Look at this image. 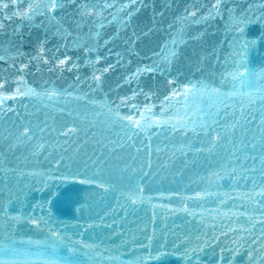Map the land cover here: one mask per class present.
I'll return each mask as SVG.
<instances>
[{"label": "water", "instance_id": "95a60500", "mask_svg": "<svg viewBox=\"0 0 264 264\" xmlns=\"http://www.w3.org/2000/svg\"><path fill=\"white\" fill-rule=\"evenodd\" d=\"M5 2L8 8L0 9V23L4 25L0 28V55L6 50L8 56L0 61V81H7L5 90L14 92L16 87L27 85L39 92L55 90L60 95L51 100L18 97L7 102L14 111L0 114V169L15 170L0 171V204L9 213L7 219H0V242L10 244L15 240V246L22 247L20 241L44 239L45 231L36 229L27 221L14 223L10 217L23 214L47 218L50 210L51 222L58 228L75 240L82 239L97 246L95 249L81 247L74 255L61 248V255H71L81 264H92L84 253L95 255L96 251L103 253L95 256L101 264H138L140 260L144 264H188L185 250L197 245L200 248L195 258L199 264H255L264 256V249L258 243H252L254 238L259 239V223L251 235L243 233V241L239 232L240 225L250 226L249 216L258 220L264 212V208L252 203V200H261L256 193L260 186H264V180L259 173L241 171L243 167H253V161H245L244 152H239L240 159L231 160L237 173L230 176L225 171L229 163L225 149L212 154L197 153L195 149L204 146L202 141L207 142L203 133L197 136L187 131L185 135L170 130L169 124L164 123L183 115L184 101L180 94L185 85L199 87L203 83L231 92L234 89L230 73L239 71L251 80L258 79L259 73L264 71V41H255L264 36V21L259 20L264 9L257 6L264 4V0H223L219 14L211 16L209 12L215 0H143L144 6L135 12L133 21L125 29H121L109 14L115 12V8L103 11L104 27L100 29L97 18L81 17L78 6L81 3L98 5L101 0H78L75 5L66 3L56 13L58 18L63 17L64 27L72 32L71 36L64 37L55 34V27L49 26L44 16L36 15L28 20L14 14L17 8L23 13L28 0L17 5L11 0ZM120 2L122 0H117V4ZM249 5H252L248 11L252 22L244 26L245 31L241 34L230 22V14L247 10ZM193 11L195 17L189 15ZM161 12L163 17L159 15ZM185 16L189 18L182 23L180 18ZM202 16L208 18L201 19ZM75 21H81L79 28ZM133 30L141 34L135 43L129 40ZM97 31L101 33L99 38L95 36ZM77 35L83 38L81 44L98 43V48L86 52L84 47L74 46ZM44 39L47 40L44 55L49 63L36 59L38 41ZM105 40L110 42L105 45ZM171 41L176 43L173 45ZM164 44L177 53L171 63L162 65L158 72L143 73L131 82H125V77L138 66L150 65L156 60L153 50L159 52ZM117 53L121 54L119 58ZM97 55L102 59L93 64ZM65 57L72 59L61 68L56 60ZM72 63L78 67L72 68ZM22 64H28L27 69L21 71ZM109 64L113 65L112 70L103 72L97 86L93 75H101ZM20 76L23 81L19 80ZM236 88H240L239 83ZM173 91L178 95L173 97ZM242 91L258 96L255 87H245ZM134 92L135 98L126 104L134 103L138 110L130 106H122L119 110L122 115H135L140 119L143 114L152 121L148 135L153 146V166L144 169L148 174L133 173L131 169L121 171L125 164L139 165L143 153L133 162L130 156L134 150L117 149L112 153L111 146L104 148L105 137L116 140L117 134L122 136L120 126L106 127L104 117L98 118L95 126H90L97 106L85 99L74 98L86 93L88 100L118 105L121 104L120 97H132ZM165 97L170 99L165 100ZM239 100V97L235 98L237 107L240 106ZM188 103H192L191 97ZM206 104L205 99L201 107ZM145 105L150 112L144 111ZM254 107L257 110L251 115L256 119L250 125L253 130L261 115L258 99ZM245 112H248L247 104ZM85 113L88 114L86 121L77 116ZM73 126L87 130V144H83V131L79 136L63 135ZM24 127L31 128L33 139L18 142L17 137ZM236 139L239 140V129ZM136 140L140 146L145 142V134L141 133ZM38 144L44 147L37 149ZM81 144L79 153L73 151ZM185 145L193 149L187 157L178 151ZM157 147L161 149L159 152L155 151ZM65 148L68 151H64ZM101 152L103 156H100ZM61 155L65 159L60 161L61 167L57 169L56 163ZM90 156L99 157L100 162L93 165ZM85 164L89 175L99 168L98 175L115 187L105 192L96 185L80 183L79 177H68L69 171L84 172ZM255 167L259 168V159ZM33 172L42 175L33 176ZM214 172L222 175L213 176ZM253 180L257 185L255 188ZM138 184L143 188L145 200L133 205L122 193L138 191ZM196 193L204 195L197 196ZM117 201L123 207H118ZM37 203L43 204V212L35 207ZM185 205L188 211L183 210ZM113 208L116 214L110 212ZM65 224L67 228L62 227ZM229 228L238 231L230 232ZM153 229L155 235L149 245L146 237L152 235ZM222 232L227 235H221ZM234 240L240 244L233 243ZM31 248L36 250L35 245Z\"/></svg>", "mask_w": 264, "mask_h": 264}, {"label": "snow or ice", "instance_id": "6c2138e0", "mask_svg": "<svg viewBox=\"0 0 264 264\" xmlns=\"http://www.w3.org/2000/svg\"><path fill=\"white\" fill-rule=\"evenodd\" d=\"M14 5H17L18 2L22 3L23 0H11ZM78 0H28L26 10L21 13L17 8V12L14 13L16 15H21L23 18H27L28 20H32L36 15H41L46 18L49 26L55 27L56 35L71 36L72 32L69 28L64 27L62 20L63 17L58 18L56 13L58 10H61L65 7V4H77ZM223 0H215L212 9L209 12V16L213 14H219V10L222 7ZM144 6L143 0H122V2L117 4V0H101V2L97 4H89V3H81L78 6L79 13L81 17H91L95 16L97 18V25L100 29L104 27V16L103 11L108 9L115 8V12H110L109 14L112 16V19L116 21L121 29H125L129 26V23L133 21V17L135 12L139 10V8ZM252 5H249L247 10H242L239 13L230 14V22L233 24L236 31L243 34L245 31L246 25L250 24L252 21L248 16V11L251 9ZM257 7L264 9V4L258 5ZM8 8V3L5 0H0V9ZM161 17H163V12L159 13ZM191 17L196 16V12L193 11L189 14ZM188 16L180 18L181 22L188 20ZM208 17H201V19H207ZM260 21H264V11H262L260 17ZM76 27L79 28L81 26V21H75ZM3 24L0 23V28H3ZM101 33L97 31L95 36L99 38ZM116 37H113L115 39ZM141 38V34H138L135 30H133L132 37L129 38L131 43H135V41ZM195 38V37H194ZM83 38L77 37L74 38L73 44L74 46H82L84 47L86 52L95 51L98 48V43L95 45H87L86 43L81 44V40ZM264 41V36H262L259 40H256L255 43H260ZM110 41L105 40L104 43L107 45ZM47 40H39L38 41V55L36 57L37 61H42L43 63H49L47 57L44 55L46 52L45 45ZM174 45L176 41H171ZM247 43V42H246ZM68 45L65 44V47ZM239 53H236L238 55ZM117 57H120V53L116 54ZM138 55V53H137ZM177 53L174 48L170 49L168 44H164L163 48L157 52L153 50V56L157 57L150 65H143L142 67L138 66L133 73L127 75L125 77V82H131L134 78H138L143 73H152L158 72L161 70V66L164 64L171 63L172 60L176 57ZM8 59L6 54L0 55V61H4ZM71 57L59 58L56 60V63L64 68L69 64ZM102 59L99 55L96 56L93 64H98ZM119 63V59H118ZM130 63V61H129ZM28 64L21 65V71L27 69ZM72 68H77L78 65L72 63ZM113 65L109 64L107 68L103 69L101 75L94 74L92 79L96 82L97 86H99L101 82V77L103 72H107L112 70ZM244 72L247 73L248 69L245 68ZM233 81V91L225 92L222 91L221 88L209 86L207 84L201 83L199 87L196 86H184V92L181 95V98L184 101V109L183 115H178L177 117L172 118L170 121H165L164 123H168L170 130L172 131H181L183 134H187V131H191L194 135L199 136L201 133L205 136L207 142L202 144L204 146L196 148L195 152L203 153L207 152L212 154L214 151H218L219 149H225L228 154V166L225 171L230 176H235L237 173V168L232 166L231 160L236 159L239 160L240 156L239 152H244V159L247 161L251 159L253 161V167H243L241 169L242 172H251L253 174L259 173L260 178L264 180V71L259 73V77L257 80H251L247 76L243 75L239 71L230 73ZM78 81L80 77L76 78ZM20 81H23V76L19 77ZM236 83H239L240 88H236ZM7 81H0V114L5 112L14 111L13 108L7 105L9 100L15 101L18 97H36L38 99H54L60 95L59 92L52 91H44L39 92L32 87H28L25 85L24 87H16L14 92H9L5 90V85ZM245 87H255L258 96H253L251 92L245 93L242 91ZM71 95V93H69ZM178 93L173 91L172 96H177ZM136 93H133L132 97H120L121 104L113 105L111 102L104 101L99 102L95 100H88L87 94L85 93L83 96H75L74 98L85 99L88 103L96 105V110L92 113V121L90 126H95L98 118L104 117V124L106 127L111 128L112 125H119L121 129L122 136L117 134L118 138L116 140L107 139L106 143L103 144L104 148H109L110 152L115 153L117 149H129L134 150V154L130 156L131 161H136L140 158L141 153H143V159L139 165L134 166L133 164H125L124 168L121 171H128L131 169L133 173L140 172L142 174H148L144 172V169H151L153 166V161L151 158L152 152V142L151 136L148 135L152 127V121L146 119L143 114L140 115V119H137L135 115H122L120 112V108L122 106H130L133 110H138V106L134 103L126 104L127 101L134 99ZM147 98V94H145ZM189 97L192 98V103H188ZM239 97L240 106L237 107L235 102V98ZM169 97H165V100H169ZM207 100V104L204 107H201V104L204 103V100ZM259 100L261 102V107L259 109L261 115L259 118V124L255 125V130L250 126L252 121L256 119L255 116H252L251 113L256 111L257 109L254 107L255 101ZM199 101V103L197 102ZM245 104H247L248 112H245ZM145 112H150V108L145 105ZM238 113V115H237ZM69 116L72 115L71 112L68 113ZM79 119L87 120L88 114L85 113L83 116H79ZM223 118V119H222ZM237 129H239V140L236 139ZM199 130V131H198ZM83 131L85 139L83 140V144L88 143V133L86 129H80L78 126H73L71 128H67L63 135L68 137L70 135L79 136V133ZM141 133L145 134V142H143L140 146H137L136 138L140 136ZM95 135V134H93ZM33 139L32 130L30 127H24L23 131L20 133V136L17 137V141H28ZM96 143H100V141H95ZM83 144L78 145L73 151L79 153L80 147ZM44 147L43 144H38L37 149H42ZM161 149L156 148L155 151L159 152ZM250 150V151H249ZM64 151H68L67 148ZM179 153L183 157H187L189 152L193 151L190 145L182 146L179 150ZM255 153V154H252ZM95 155V154H93ZM103 152L100 153V156H103ZM173 157L176 156V153H172ZM65 157L61 155L56 163L57 169L61 167L60 161H63ZM259 159V168L255 167L256 160ZM91 163L96 165L100 162L99 157L93 158L89 157ZM185 163H188L186 160ZM165 167L167 165H164ZM84 172H80L77 170L76 172L69 171L68 177H79L80 183L96 185L100 189L107 192L109 189L115 187L114 185L105 182L102 177L98 175L99 168L96 169L91 175L88 174L87 168L88 165L85 164ZM0 171H15L14 169H0ZM24 175L23 173H20ZM33 176L42 175L41 173L33 172L31 173ZM222 173L214 172L213 176H221ZM254 188L257 187L255 184V180H253ZM138 191H129L122 193V195L126 196L127 199L133 204L143 203L145 197L143 196V188L138 184ZM197 196H202V193H196ZM207 195H211V193H207ZM257 196L261 198V200H252L253 204L259 205L261 208H264V186H260L259 192L256 193ZM250 198V197H249ZM150 199V198H148ZM223 203V201H221ZM118 207H123L120 205L119 201H117ZM41 212L44 211L43 204L37 203L35 206ZM184 211H188L187 206L185 205ZM35 211V209H34ZM112 214H116V209H110ZM108 213H106L107 215ZM190 215L193 213L189 212ZM235 215V214H234ZM240 215H248L247 213H241ZM153 216H155V212H153ZM9 217V213L7 212L5 206L0 204V219H7ZM14 223H19L21 221H27L30 224L34 225L36 229L45 231L47 235L44 239H32L29 238L26 241H20L22 247H16V241L13 240L10 244H5L0 242V264H81L80 261L74 260L71 255L63 256L60 254L61 248H66L67 251L74 255L76 254L81 247L84 249H95L97 246L85 243L82 239L75 240L70 236L66 231H62L61 228H58L56 223L51 222V215L49 210V216L46 218L44 215L41 216H25L23 214L15 215L10 217ZM204 217L201 216V220L203 221ZM250 226L244 227L243 225L239 226V232L241 233L240 240H244L243 233H247L248 235L252 234V231L256 228L257 223L261 225L260 236L259 239H253L252 243L259 244V247L264 249V212H261V215L258 220L254 218V216L248 217ZM113 223L115 221L113 220ZM63 228H67V225H62ZM212 227H215L214 225ZM230 232H237V228H229ZM155 235V229H153V233L151 236H147L148 244L151 245L153 237ZM221 235H227L226 232H222ZM188 238L185 237V240ZM233 243L240 244L239 241H233ZM35 245L36 250L33 251L31 246ZM143 247V245H141ZM242 246V245H241ZM200 246L197 245L195 247L187 248L185 250V256L187 257L188 264H199V261L195 258V253L199 250ZM191 253L192 255H189ZM84 255L89 256V261L92 264H101V262L95 260V256H102L103 253L96 251L95 255H89V253H84ZM250 258H252V253H249ZM109 259H114L109 257ZM138 264H144L143 260H140ZM255 264H264V256H261L258 260L255 261Z\"/></svg>", "mask_w": 264, "mask_h": 264}]
</instances>
